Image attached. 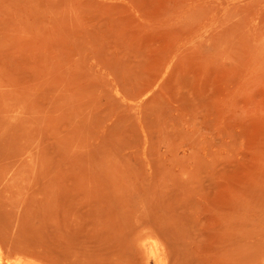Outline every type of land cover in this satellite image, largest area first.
Returning <instances> with one entry per match:
<instances>
[{
    "label": "rangeland",
    "instance_id": "rangeland-1",
    "mask_svg": "<svg viewBox=\"0 0 264 264\" xmlns=\"http://www.w3.org/2000/svg\"><path fill=\"white\" fill-rule=\"evenodd\" d=\"M0 250L264 264V0H0Z\"/></svg>",
    "mask_w": 264,
    "mask_h": 264
},
{
    "label": "bare ground",
    "instance_id": "bare-ground-1",
    "mask_svg": "<svg viewBox=\"0 0 264 264\" xmlns=\"http://www.w3.org/2000/svg\"><path fill=\"white\" fill-rule=\"evenodd\" d=\"M0 264H12L11 260H9V258L5 256L3 252H1V250H0Z\"/></svg>",
    "mask_w": 264,
    "mask_h": 264
}]
</instances>
